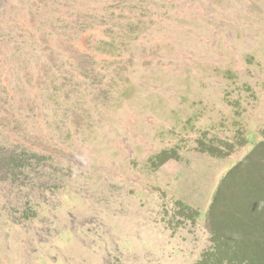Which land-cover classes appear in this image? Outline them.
Returning a JSON list of instances; mask_svg holds the SVG:
<instances>
[{
	"label": "rangeland",
	"instance_id": "obj_1",
	"mask_svg": "<svg viewBox=\"0 0 264 264\" xmlns=\"http://www.w3.org/2000/svg\"><path fill=\"white\" fill-rule=\"evenodd\" d=\"M150 3L123 2L106 33L145 61L43 93V124L0 121V264H197L212 247L219 182L264 139V0Z\"/></svg>",
	"mask_w": 264,
	"mask_h": 264
},
{
	"label": "crops",
	"instance_id": "obj_2",
	"mask_svg": "<svg viewBox=\"0 0 264 264\" xmlns=\"http://www.w3.org/2000/svg\"><path fill=\"white\" fill-rule=\"evenodd\" d=\"M92 1L104 5L99 8ZM150 1L0 0V100L6 116L0 121L14 129L23 116H34L35 122L43 124V93H71L74 85L88 84L89 78L100 82L106 77L112 84L123 59L145 61L134 45L132 51H125L126 46L106 33L110 34L113 16L122 18L123 2L138 3L140 8L145 2L146 8L153 4ZM118 3L121 5L116 7ZM141 20L147 22L146 17ZM146 26L125 29L130 34L127 40L141 45ZM117 29L118 34L126 35L122 28ZM108 67H112L111 73ZM67 88L70 91H64ZM17 93L27 94L19 98ZM90 93L97 91L90 87Z\"/></svg>",
	"mask_w": 264,
	"mask_h": 264
},
{
	"label": "trees",
	"instance_id": "obj_3",
	"mask_svg": "<svg viewBox=\"0 0 264 264\" xmlns=\"http://www.w3.org/2000/svg\"><path fill=\"white\" fill-rule=\"evenodd\" d=\"M205 151L223 154L212 147ZM170 155L156 159L163 164ZM208 218L213 245L197 264H264V139L219 182Z\"/></svg>",
	"mask_w": 264,
	"mask_h": 264
}]
</instances>
